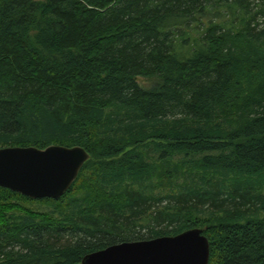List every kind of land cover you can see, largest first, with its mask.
<instances>
[{
  "label": "trees",
  "instance_id": "16d2710c",
  "mask_svg": "<svg viewBox=\"0 0 264 264\" xmlns=\"http://www.w3.org/2000/svg\"><path fill=\"white\" fill-rule=\"evenodd\" d=\"M51 145L89 158L46 219L0 187V264L196 227L208 264H264V0H0V148Z\"/></svg>",
  "mask_w": 264,
  "mask_h": 264
},
{
  "label": "water",
  "instance_id": "95a60500",
  "mask_svg": "<svg viewBox=\"0 0 264 264\" xmlns=\"http://www.w3.org/2000/svg\"><path fill=\"white\" fill-rule=\"evenodd\" d=\"M80 146L0 148V187L32 199L60 198L88 160ZM210 245L202 228L173 236L124 241L87 253L80 264H208Z\"/></svg>",
  "mask_w": 264,
  "mask_h": 264
},
{
  "label": "rangeland",
  "instance_id": "374dc122",
  "mask_svg": "<svg viewBox=\"0 0 264 264\" xmlns=\"http://www.w3.org/2000/svg\"><path fill=\"white\" fill-rule=\"evenodd\" d=\"M191 37L194 40V38H198V35H194V33H193V34H191ZM199 37H200V35H199ZM190 42L193 43L192 40ZM178 44H179V42L177 43V47H179ZM192 48H193V46H190V48L188 49L189 52H190V50ZM185 51L186 50L184 49L183 52L187 55V53ZM136 81L138 82V84L141 87L147 88V87L153 85V83L157 82V78H156V76H149V77L137 76ZM174 161L175 160H173L168 165L161 166L160 167L162 169L161 172L162 173H165V172L167 173L168 171L169 172L172 171V168H173V165H174ZM182 170H183V173H187V172L192 170L193 171L192 175L187 173L188 175H191V177L196 175V174L197 175H202L203 174L202 170L199 169V168L198 169H192V168H190L188 166L187 167L185 166V167H183ZM186 175H182L180 178H184V177L188 178V177H190V176L186 177ZM209 176H210V174H208L207 177H209ZM162 178H164V180H165L167 178V176L163 175ZM169 178H174V176L173 175H171V176L169 175ZM169 178H168V180H165V181L162 180V182L163 183L165 182L168 185V187H161V186H158V185H156L154 187V193L155 194L158 195L161 192L163 194H166L165 192H168V191L171 190V187L169 186V183H170L169 182ZM180 180L182 181V179H180ZM233 180H234V178H233ZM4 203H5V205H2V220L5 221V222H8L9 220H18L19 217H24V216L33 217L35 219L36 218L37 219H39V218L46 219L47 218L46 217L47 213L50 210H52V207L56 209L55 206H50L49 203H47L45 201H42L40 199H34L33 200L32 198L30 200H24V199H21V198L14 197V199L7 200ZM261 216H264V214H262ZM55 217L57 218V214H54L52 218H55Z\"/></svg>",
  "mask_w": 264,
  "mask_h": 264
}]
</instances>
